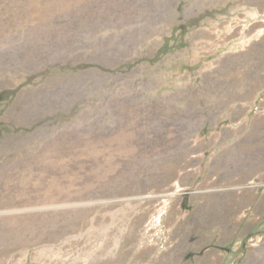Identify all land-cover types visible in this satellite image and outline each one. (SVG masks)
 Returning <instances> with one entry per match:
<instances>
[{"label": "rangeland", "instance_id": "374dc122", "mask_svg": "<svg viewBox=\"0 0 264 264\" xmlns=\"http://www.w3.org/2000/svg\"><path fill=\"white\" fill-rule=\"evenodd\" d=\"M0 264H264V0H0Z\"/></svg>", "mask_w": 264, "mask_h": 264}]
</instances>
